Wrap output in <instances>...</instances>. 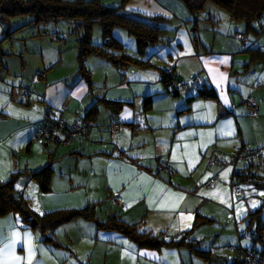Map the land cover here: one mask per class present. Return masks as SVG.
<instances>
[{
	"label": "crops",
	"instance_id": "0c3cea01",
	"mask_svg": "<svg viewBox=\"0 0 264 264\" xmlns=\"http://www.w3.org/2000/svg\"><path fill=\"white\" fill-rule=\"evenodd\" d=\"M99 1L113 6L122 0ZM127 7L163 17L161 26L167 32L161 47L167 43L169 54L156 57L163 68L140 52L130 55L141 61L126 67L89 54L85 68L91 88L78 68L55 75L48 72L59 68L62 52L73 40L66 21L37 24L25 18L6 25L0 19V47L5 53L0 52V181L17 174L14 187L28 200L33 214L90 205L98 220L115 216L163 242L141 246L82 216L45 231L51 241L9 212L0 216V264H243L242 250L250 249L264 257V233L261 241H254L247 233L255 227L249 228L246 219L261 207L264 220V185L244 188L242 182L243 192L235 195L229 184L233 167L264 175V156L263 166L257 160L232 166L225 158L243 143H264L258 131L244 129L248 118L241 119L238 112L247 111L246 96L256 102V113L264 111V102L256 97L260 88L252 86L246 94L234 85L235 57L226 49L218 50V40L209 46L192 33L181 38V30L188 31L187 22L198 24L183 0H129ZM172 28L177 34L170 36ZM250 29L255 30L253 25ZM9 32L10 37L5 36ZM53 33L57 38H51ZM46 35L49 40L41 37ZM254 44L238 52L255 48ZM130 66L135 68L129 71ZM161 72L169 73L166 80ZM193 74L207 82L213 97L185 91L188 88L179 83L167 86L177 76L186 80ZM30 81L32 91L24 100L20 89ZM47 114L63 123L82 119L87 132L68 143L48 139L37 143L33 135ZM255 116L249 119L253 124L259 117ZM113 122L121 126L117 133L111 132ZM206 155L221 157L226 164H209V159L204 165ZM160 158L167 160L170 171L159 167ZM47 164L53 172L49 190L43 192L32 173ZM211 176L215 181L206 187L204 182ZM216 222L223 226L216 229ZM235 232L239 242L232 239ZM172 239L182 240L181 246L170 243ZM190 241L193 249L187 245ZM229 244L238 248L229 250ZM196 248L208 250L209 259L197 255Z\"/></svg>",
	"mask_w": 264,
	"mask_h": 264
},
{
	"label": "trees",
	"instance_id": "16d2710c",
	"mask_svg": "<svg viewBox=\"0 0 264 264\" xmlns=\"http://www.w3.org/2000/svg\"><path fill=\"white\" fill-rule=\"evenodd\" d=\"M128 1L129 0H122L117 5L107 6L102 4L99 0H0V19L7 21L8 19L13 17L29 15L31 16L30 22L37 24L47 21H66L69 27V34L72 39H75V37L72 34V29L69 22H67V19H81L83 22L85 34L84 38H82L81 40L77 41L75 39L77 46L79 47V52L77 55V71L80 76L88 83L89 88H91V76L89 71L84 67L83 64L84 58L87 55L96 54L103 56L118 67H126L129 64L141 61L139 58H135L126 52L117 54V52H110L108 49L93 46L90 40V31L93 24L97 23L100 26L103 36L105 37V39H107L106 44L108 46L118 43L112 42V39L115 40L112 36V30L115 27L125 29L127 33L132 35L137 42V47L139 50L141 49V46L145 45V43H156L157 41L161 40L162 36H164L163 33L165 32V29L161 26V23L164 20L163 17L157 15H147L138 11L131 10L127 7ZM206 1H211L221 6L222 8H225L229 15L234 19L244 20L248 25V28H252V22L254 20L264 17V0H183L189 11L193 14H195V12H198V10L203 7ZM194 28L196 27L194 26ZM238 33L242 34L245 38V35L243 33ZM11 34L12 33L9 32L5 36L10 37ZM52 35L57 38L56 34L53 33ZM194 37L196 38L195 35H193V38ZM247 51H250V60H253L256 57L263 58L261 55L262 52H259L258 49L248 48ZM0 52L2 54H5L2 51L1 47ZM143 62L146 63L147 61ZM167 74L169 73L161 72V76L163 78L167 76ZM166 79L167 77L164 78V80ZM32 85L33 83L32 81H30L21 87V94L24 100H26L27 97L31 94ZM206 88L202 92H196L197 95L213 97L214 94L212 93V90ZM107 105H111V103ZM145 105H148V103L146 102ZM44 118L62 122L60 121V119H57L56 117L50 116L48 114L43 117V119ZM43 119H41L40 124L43 122ZM47 139L52 141L50 137H47L43 139L41 144ZM238 171L242 175L245 174V171L243 170ZM52 172V166L50 164H47L45 167L32 173V176L38 180L39 188L41 191L46 192L47 190H49L48 183ZM255 175L259 174L255 173ZM16 179L17 174L12 175L6 181H0V216H3L9 212L20 215L23 222L33 228H38L39 231L45 236L44 239L46 240L54 241L52 238L47 236L45 231L51 230L61 222L67 221L73 217L82 216L87 219H92L95 224L101 229L107 231H117L126 236H129L130 238L135 240L138 245L141 246L145 245L154 247L159 246L163 242L148 232H140L135 224L124 223L118 220L115 216L109 217L106 221L98 220L95 216L94 208L90 205H86L83 208L78 209L54 210L44 213L40 216L37 214H33L29 210L28 200L22 198L20 196V193L17 192L14 187ZM243 183L248 186L264 185L262 183L254 182ZM260 212L261 207H258L254 211L249 212L246 216L249 228H251L252 226L255 227L253 230H250L249 233H247L251 238H253L254 241H261L262 234L264 233V220ZM185 234L188 235V232H186ZM181 241L182 240L172 239L170 243L176 246H181ZM187 245H189V247L192 249L194 248L192 241L188 242ZM228 246L237 248V246L231 244L227 245V247ZM219 248L223 249V247H217V249ZM222 249H219V251H221ZM195 250L197 255L201 256L202 258L209 259L208 250L206 251L200 248H196ZM242 251H244L245 253L243 264H245L246 254L249 251L261 254V252L255 249ZM223 256L224 255H221V257Z\"/></svg>",
	"mask_w": 264,
	"mask_h": 264
},
{
	"label": "rangeland",
	"instance_id": "374dc122",
	"mask_svg": "<svg viewBox=\"0 0 264 264\" xmlns=\"http://www.w3.org/2000/svg\"><path fill=\"white\" fill-rule=\"evenodd\" d=\"M195 16L198 22V24L196 25V28L193 29L194 25L192 24L191 21L187 22V24H189L188 31L181 30L180 32L181 38L183 39L185 38V35H188V33H192V36L193 35L196 36L195 39H199L201 43L208 42L207 44H209V46L213 45L214 39L218 40L220 43L218 50L226 49V51L230 53L233 56V58L235 57L233 59V66H234L233 73L235 76L232 78V80L234 81V85L236 84L239 85L241 90L244 91V93L246 94L251 93L252 86H254L255 88L259 87L260 90L256 93V97L259 102L261 101V99H262V102H264V17H261L252 22V25L255 29L253 30L247 27L248 25L246 24L244 20L234 19L233 17L229 15V13L225 10V8H222L221 6L211 1H206L203 7L199 9L198 12H195ZM25 18L31 19V16L29 15L17 16L16 18L8 19L4 23L7 25L8 21H15V20H20V19H25ZM47 22H40V23L42 24V23H47ZM166 32L167 31H165L163 34L165 35ZM236 32L243 33L246 38L245 41H242V42L237 41L234 38ZM176 34H177V30L175 28L170 29V36H173ZM112 36L115 39V40L112 39V42H115V43L118 42V43L115 45L108 46L106 44L107 39H105V37L103 36L100 26L97 23L92 25V28L90 31V40L93 46L108 49L110 52H117V54L118 53L120 54L122 52H126L128 54H131V53L138 54L141 51L140 54L144 56L152 57L153 59H155L154 60L155 65L159 68H163V66L160 64V61H158L156 58V57H160L164 59L167 57V54H169L168 48H166L167 43H164V47H161L163 36L161 40L157 41L156 43L145 44L144 46H141L140 50L137 47V42L135 38L129 33H127L125 29H122L120 27H115L112 30ZM41 37H45L49 40V35L41 36ZM70 41H71V44H70V47H68L69 50L67 49L66 52L64 51L62 52L63 61L60 64L59 68L58 69L56 68L57 70L55 69V71H53L55 68L54 67L52 70L48 71L49 74L55 75L56 71L61 73V70H63V72L65 73H69V72L75 71L78 68V65L73 66V63L76 60V56L78 55L79 47L77 46V43L74 38L73 40H70ZM251 43H255L254 44L255 48L257 47L260 48L261 51L259 52H262L261 55L263 58L256 57L253 60H250L251 59L250 51L238 52V50L242 49V47H246L247 45ZM198 45L200 46V43H198ZM215 45L217 46L218 44H215ZM157 50H161V51L158 53ZM86 57H88V55ZM85 58L83 61L84 67H86ZM171 90L174 91L173 88H171ZM185 91L190 92L193 90L188 88ZM243 99L241 100L243 101ZM238 106L239 105H237V107ZM247 111L238 109L241 119L244 117L248 118L246 119L244 123V129L248 132L258 131L259 135L257 137L262 139L264 137V111L261 109H258V112L254 115ZM254 116L255 117L259 116V117L257 119L254 118V124H253L249 119ZM260 130H262V132ZM248 144L251 146V148H262L263 156H264V143L257 144V143L252 142ZM230 154H228L225 158L229 160ZM210 158L212 159L213 156L207 157L206 155L203 161L201 162H203V164L206 165V163L208 162ZM240 162H242V160H239L237 162L230 161L228 163L234 166L236 163H240ZM233 169L234 167L232 168V171ZM197 176L199 177L200 174H197ZM208 178H206V180ZM244 185L245 184H243L242 187L246 188L247 186H244ZM249 186L253 187L252 185H249ZM246 191L247 190L245 189V192ZM219 224L223 226V223L216 222L213 224V227L216 226V229L217 228L219 229L220 228V226H218ZM239 227H241L242 229V224H240ZM232 236H233L232 238L233 240H236L237 238V241L238 242L240 241L238 237L236 236V232L232 234ZM220 243H222V241H220ZM231 244H234V243H231Z\"/></svg>",
	"mask_w": 264,
	"mask_h": 264
},
{
	"label": "built area",
	"instance_id": "2783aa9c",
	"mask_svg": "<svg viewBox=\"0 0 264 264\" xmlns=\"http://www.w3.org/2000/svg\"><path fill=\"white\" fill-rule=\"evenodd\" d=\"M67 22H69L72 29V34L74 35L77 41L84 38L85 30L81 19H67ZM52 38H54V35H52ZM235 38L242 40L244 39V36L240 33H237L235 35ZM206 83L207 82L202 81L198 74H193L189 76L188 79L182 82V87L184 89L190 88L194 92H202L206 88ZM243 103L250 113H256L257 104L250 96H247L244 99ZM86 125L87 124L82 119H76L71 123H63L58 122L56 120H49L48 118H44L43 122L39 125L38 130L34 133L33 140L37 143H41L43 139L50 137L53 141L68 143L71 139L75 138L80 133L86 134ZM120 128L121 126L117 122H113L110 125L112 133L119 132ZM262 157V148H251L249 144L243 143L236 151H234L229 156V162H237L239 160L252 162L253 160H257L258 164H262ZM209 164H216L218 166H222L226 164V160L217 156H213L212 159L210 158ZM158 165L160 168H163L166 171H170L168 162L165 158H160L158 160ZM255 173V171L249 168L246 170L245 174L242 175L237 169L234 168L229 179V184L233 194L239 195L242 193V189L240 187V183L242 182H254L264 184V176L255 175ZM214 181L215 176H211L204 182V185L206 187H210L214 183ZM116 202L120 203V198H116ZM234 248L235 247L233 246H228L229 250H233ZM245 264H264V257L259 253L249 251L246 254Z\"/></svg>",
	"mask_w": 264,
	"mask_h": 264
},
{
	"label": "water",
	"instance_id": "95a60500",
	"mask_svg": "<svg viewBox=\"0 0 264 264\" xmlns=\"http://www.w3.org/2000/svg\"><path fill=\"white\" fill-rule=\"evenodd\" d=\"M146 44V43H145ZM131 68H135V67H133V66H130L129 67V71H131L132 69ZM184 80H183V77L182 76H177L176 78H175V80L173 81H170L168 84H167V86H175V84L174 83H179V84H181L182 85V82H183ZM177 89H175L173 92L174 93H177Z\"/></svg>",
	"mask_w": 264,
	"mask_h": 264
},
{
	"label": "snow or ice",
	"instance_id": "6c2138e0",
	"mask_svg": "<svg viewBox=\"0 0 264 264\" xmlns=\"http://www.w3.org/2000/svg\"><path fill=\"white\" fill-rule=\"evenodd\" d=\"M17 259H19V258L17 257Z\"/></svg>",
	"mask_w": 264,
	"mask_h": 264
}]
</instances>
